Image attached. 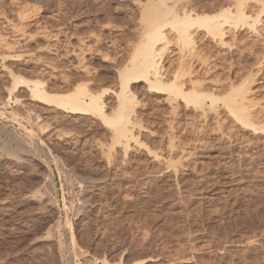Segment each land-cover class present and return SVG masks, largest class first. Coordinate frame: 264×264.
<instances>
[{
	"label": "rangeland",
	"instance_id": "1",
	"mask_svg": "<svg viewBox=\"0 0 264 264\" xmlns=\"http://www.w3.org/2000/svg\"><path fill=\"white\" fill-rule=\"evenodd\" d=\"M257 1L182 0L193 13L240 6L247 15L227 27L230 48L203 30L194 46L164 30L163 70L174 76L202 52L210 73L187 64L219 100L175 106L133 83L140 129L125 154L100 117L42 102L7 74L49 93L83 85L115 113L118 73L144 39L145 0H0V264H264V129L236 121L222 100L244 89L251 121L264 127Z\"/></svg>",
	"mask_w": 264,
	"mask_h": 264
},
{
	"label": "bare ground",
	"instance_id": "2",
	"mask_svg": "<svg viewBox=\"0 0 264 264\" xmlns=\"http://www.w3.org/2000/svg\"><path fill=\"white\" fill-rule=\"evenodd\" d=\"M257 2L263 5L262 13L264 15V0H258ZM181 3L182 0H145L142 4V18H144L143 20L146 22L145 31L143 33L144 39L131 58L130 65L124 67L118 73L120 79V91L116 94L118 106L117 110L114 111L115 113L111 115L105 113V107L102 103L101 96L88 92L84 89L83 85H79L75 88V90L66 93H49L44 89V83L41 80H29L19 75L14 77V74L9 72L7 75L15 78L14 89H16L19 85L26 84L29 86L33 97L49 105L56 106L58 109H61L66 113L74 115L89 114L100 117L104 121L105 125L112 130L114 145L116 144L120 147L122 146L124 153L127 154L130 147V141L136 138L134 137L135 131H139L140 129L136 127L137 125L134 122L131 121L130 111L135 108L136 103V98L132 90L133 83L143 82L150 91L167 93V99L171 104L177 103L176 101L179 99L181 101L183 100L185 107L186 105H194L195 107L204 110L207 99L211 100L210 102L212 105L219 100L218 97L205 93L200 89L202 87L200 81L192 78L194 74H197L194 71L195 69H193V65H190L192 61L187 64L188 60L195 59L193 61H198L200 65H202V68H199L202 72L206 69L205 71L210 73L209 71L211 69L208 70L207 68L208 61L204 59L205 57H203L204 54L202 52L200 53L203 55L198 53V51H194L188 56L183 55V58L186 56L185 58H187V61H184L185 63L181 64L182 66L180 71L174 76L163 70V53L166 48L165 46L169 43L164 30L167 26H171L176 32L178 42L184 45L192 46L196 44L194 30H203L212 41L218 43L219 45H228L230 48L232 44H228L225 41L230 33V28L227 27H230V24L233 21L244 22L247 20V15L245 10H243L240 6H238L235 12L230 8H222L211 14L193 13L191 10L187 11L188 8L185 9V6H183L184 3ZM180 5L183 8L180 7ZM255 24L256 23L250 26L254 29ZM256 33L260 38L264 39V28L260 30L256 29ZM258 41L260 42V39ZM204 75L206 76L207 74H202L201 78ZM196 76L199 77V75ZM222 100L226 103L231 115L235 117L236 121L247 127H252V130L254 131L264 129V127H255L257 126L255 125L257 123H253L254 117L251 121V117L249 116L250 112L247 108L249 100L244 89H240L237 93L228 95ZM179 103H177L178 106H180ZM28 115L31 120L37 121L35 116L31 114ZM31 133L32 136L30 145L33 146L35 143L32 139L35 137L33 132ZM15 138L17 139L18 137L15 136ZM18 142L21 146L27 144V141L23 139H19ZM136 142L139 143L138 139ZM41 151L50 156V151L45 145H43ZM107 153L110 154L111 150ZM110 156L111 155H109L108 158H111ZM49 184H51V181ZM68 220L66 219L67 224L63 225V222L61 227L64 232L72 234L73 225L71 224V221L69 222ZM74 244L75 242L72 240L73 249L75 247Z\"/></svg>",
	"mask_w": 264,
	"mask_h": 264
}]
</instances>
